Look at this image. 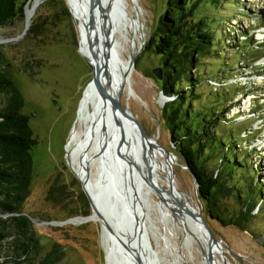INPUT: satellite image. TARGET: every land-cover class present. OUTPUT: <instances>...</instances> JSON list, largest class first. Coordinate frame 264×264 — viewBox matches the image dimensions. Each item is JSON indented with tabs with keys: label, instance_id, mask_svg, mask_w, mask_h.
<instances>
[{
	"label": "rangeland",
	"instance_id": "1",
	"mask_svg": "<svg viewBox=\"0 0 264 264\" xmlns=\"http://www.w3.org/2000/svg\"><path fill=\"white\" fill-rule=\"evenodd\" d=\"M166 2L138 0L144 37L141 40L135 38L139 49L133 52L127 84L132 95L128 99L126 94H121L120 99L125 109L148 128L138 125L143 134L157 140L175 155L165 157L154 147L163 160H158V163H162L167 171L170 166L174 167L177 191L189 197L200 212L195 201V184L190 173L180 166L181 159L174 152L175 144L171 142V135L162 119V108L168 101L162 105L159 103H162L159 100L160 81L153 75V70L160 66L153 46L158 40V22L165 14ZM190 6L193 9L188 20L202 22L211 33L207 54L200 57L190 71L191 78L200 80L194 86L198 99L188 103L193 109L190 114L194 116L201 106L209 107L216 112L213 115L215 130L221 138L230 134V124L234 127L231 133L236 136L241 133L239 142L234 141L230 147L234 153L246 157L247 166L254 171L252 183L261 185L262 193L257 196L263 195L264 198V57L255 62L264 55V43L261 44L264 39V0H189L188 8ZM79 24L77 15L70 12L67 0H42L25 33V17L12 27L0 29V47L10 63L8 72L23 97L22 113L29 117V127L37 139L36 146L30 151L32 175L29 195L21 207L39 243L34 262L57 246L63 253L57 264H106L100 223L92 220L65 223L91 214L80 181L68 165L66 152L71 132L80 130L79 104L83 90L92 78L91 66L79 51ZM31 26L38 32L36 36L34 32L27 34ZM122 56L127 59L129 50ZM245 128L255 134L246 135L242 131ZM180 139L187 141L184 135ZM207 163L215 174L220 162ZM93 168L95 174L96 169ZM53 182L65 187L67 197L60 203L46 201ZM159 183L166 187V184ZM199 203V214L227 248L226 255L223 253L224 259L217 257L219 264H264V202L253 209L248 230L243 231L218 220V216L224 220L225 215H237V207L231 199H218L214 205ZM116 207L120 208V204ZM208 210L217 218H210ZM145 211L150 242L160 264H183L174 262L170 253L174 242L168 231L165 233L167 245L163 239L157 244L151 234V224L159 226L160 234L164 232L157 211L152 207H145ZM12 239L3 242L6 255H14L9 244ZM174 241L179 244L177 238ZM5 254L3 260L13 261L14 258ZM198 258L196 254L195 262L200 264Z\"/></svg>",
	"mask_w": 264,
	"mask_h": 264
},
{
	"label": "bare ground",
	"instance_id": "2",
	"mask_svg": "<svg viewBox=\"0 0 264 264\" xmlns=\"http://www.w3.org/2000/svg\"><path fill=\"white\" fill-rule=\"evenodd\" d=\"M41 1L29 0L25 7L28 24ZM67 1L71 14L74 16L75 13L80 20L79 51L88 62H92L95 60L93 50L82 38L90 0ZM92 15L89 42L101 61L105 87L111 97L126 94L130 99L128 75L133 64V52L139 49L135 38L141 40L144 37L138 0H95ZM127 49L129 56L124 59L122 55ZM83 93L78 109L80 131L74 129L68 140L67 162L107 224L125 245H119L108 233L105 224H101L106 264H160V258L150 242L145 207L157 211L164 228L163 234H160L159 226H150L157 244L163 239L164 245H167L165 233H170L174 242L170 253L175 263L197 264L194 259L197 254L199 263L206 264L207 233L195 222L201 205L195 198L199 212L189 197L177 191L174 167L170 166L167 171L162 163H158V160H163L154 149L155 139L146 137L137 124H126L115 105L98 94L92 85L87 86ZM159 103L162 105L164 102ZM156 148L164 155L160 148ZM91 167L96 169L95 174ZM118 204L120 208L116 207ZM81 222L75 221L77 224ZM175 238L179 244L175 243ZM225 249L221 240L213 243L212 264H219L217 257L224 259Z\"/></svg>",
	"mask_w": 264,
	"mask_h": 264
},
{
	"label": "trees",
	"instance_id": "3",
	"mask_svg": "<svg viewBox=\"0 0 264 264\" xmlns=\"http://www.w3.org/2000/svg\"><path fill=\"white\" fill-rule=\"evenodd\" d=\"M188 2L167 0L165 14L158 22L159 35L153 52L159 56V64L164 72L159 91L170 98L162 108V119L171 135V142L175 144V154L195 178L199 201L214 205L218 199H231L237 207V215H225L224 220L218 216V220L242 231L248 230L252 211L258 203L264 202V198L263 195L257 196L261 192V185L252 183L254 171L247 166L246 157L234 153L230 147L234 141L239 142L241 133L238 136L231 133L234 127L230 124V134L225 139L221 138L215 130L213 115L216 112L209 107L201 106L194 116L190 114L193 109L188 103L198 99L194 86L200 83L199 79L191 78L190 71L200 57L207 54L211 33L202 22L188 20L191 16L189 12L193 9V6L188 8ZM26 3L27 0H0V29L12 27L16 21L23 19ZM34 28L31 26L27 34L34 32L36 36L38 32ZM262 57L264 55L255 62ZM9 69L10 63L0 47V264H57L63 256L57 246L34 262L39 243L33 236L29 219L21 211L29 195L32 175L30 151L36 146L37 139L29 127V117L22 113L24 100ZM191 117L194 120H188ZM242 131L255 134L248 128ZM183 135L187 141L180 139ZM255 138L256 135L250 143ZM216 161L220 165L214 174L207 167V162L216 164ZM64 189V186H57L53 182L46 201L60 203L67 197ZM208 214L212 219L217 218L209 210ZM9 238H14L9 242L14 255H6L3 250V242ZM4 254L14 258L13 261L3 260Z\"/></svg>",
	"mask_w": 264,
	"mask_h": 264
},
{
	"label": "water",
	"instance_id": "4",
	"mask_svg": "<svg viewBox=\"0 0 264 264\" xmlns=\"http://www.w3.org/2000/svg\"><path fill=\"white\" fill-rule=\"evenodd\" d=\"M27 3H26V5H27ZM94 9H95V0H90L89 5H88V8H87V12H86V19H85V22H84L83 28H82V38H83L85 44L88 47H90L91 50H93L92 52L94 53L95 60L92 61V62H88L90 64V66H91V69H92V78H91L90 82L85 86V88L87 86H89V85H92L97 90V93L98 94L104 96V98L110 104H114L115 107H116L117 113L125 121L126 124H128L129 122H132V123H135L137 125H142L145 129H148L146 127V125L142 124L136 117H133V115L125 109V106L121 102L120 94L117 97H115V98L114 97H111L109 95L106 87H105V81H104V78H103V75H102L103 74V69H102L101 61H100V59L98 57V54L94 50V47L92 45H90V42H89V27L92 24L91 20H92V16H93L92 13H93V10ZM28 27H29V24H28L27 20L25 19V26H24L23 33H25V31L28 29ZM153 75L158 80H161L162 79V69L160 67L155 68L153 70ZM85 88H84V90H85ZM160 99L163 102H166V101H169L170 100V98L166 97L161 92H160ZM153 145L156 146V147H158V148H160L164 152V155L168 156L170 154V152L167 151L165 148H163L158 143L157 140L153 141ZM180 166L187 170V167L185 165H183L182 163L180 164ZM191 178H192V180H193V182L195 184V189H196L197 186H196L195 178L192 175H191ZM81 187H82V190H83V192H84V194H85V196H86V198L88 200V203H89V206H90V209H91V214L87 218H80L78 220H80V221L82 220L83 222L84 221H87V220L97 221V222L100 223V227H101V224H105L108 233L115 238V240L117 241V243H119V245H121L122 247H125V245L123 244V242L121 241V239L119 238V236L107 224L106 219L100 213L98 207L89 198V196H88L87 192L84 190V187L82 186V184H81ZM196 197H197V199L199 201V198H198V195H197V191H196ZM100 202H101V200L99 201V203ZM75 221H77V219H69L65 223H75ZM195 222L197 224H200L205 229V231L207 233V248H206V252H205V261H206V264H212L211 247H212L213 243L217 240V238L213 234V232L210 229V227L206 224L205 220L200 215H198L197 217H195Z\"/></svg>",
	"mask_w": 264,
	"mask_h": 264
},
{
	"label": "flooded vegetation",
	"instance_id": "5",
	"mask_svg": "<svg viewBox=\"0 0 264 264\" xmlns=\"http://www.w3.org/2000/svg\"><path fill=\"white\" fill-rule=\"evenodd\" d=\"M158 67H160L161 69H162V79L161 80H159L160 81V85H161V82H162V80H163V78H164V72H163V67H162V65H160V66H158ZM157 67V68H158ZM161 92V91H160ZM162 93V92H161ZM77 130V129H76ZM80 131V130H79ZM72 133V132H71ZM70 136H71V134H70ZM66 152H67V150H66ZM77 177V176H76ZM79 180V179H78Z\"/></svg>",
	"mask_w": 264,
	"mask_h": 264
}]
</instances>
